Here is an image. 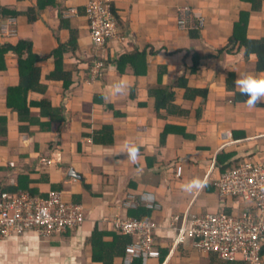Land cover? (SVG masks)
<instances>
[{"label":"crops","instance_id":"0c3cea01","mask_svg":"<svg viewBox=\"0 0 264 264\" xmlns=\"http://www.w3.org/2000/svg\"><path fill=\"white\" fill-rule=\"evenodd\" d=\"M86 3L0 0V51L20 47L23 42L31 44L33 53L43 59L39 67L41 82L48 88L46 97L61 117L48 131L33 125L32 134L20 133L18 115L7 105L8 90L19 82L18 60L12 51L3 53L0 117L7 120L8 142L0 147V184L15 189L22 177L37 196L62 191L66 201L77 202L84 212L82 225L66 235L46 239L28 232L4 239L0 264H101L91 260L93 231L107 232L103 241L111 242L112 220L126 213L121 201L128 192L142 191L152 192L162 206L160 212L149 216L157 225L160 256L147 264H242L239 258L220 261L188 243L175 246L168 216L215 212L221 202L213 180L243 161L264 162V99L250 109L246 104H234L233 93L228 95L225 87L228 76H233L232 85L239 92L235 84L239 76L264 75L255 72V56L245 57L237 45L228 47L242 13L249 14L246 37L264 40V0L257 13L245 0H110L118 35L126 40H112L99 53L104 70L94 83L85 79V63L93 57ZM184 7L200 16V26L192 16L186 31L178 28ZM29 8L35 12L28 17L22 12ZM73 34L76 48L62 54V66L71 73L72 85L63 93L61 82L49 83L46 78L56 69V53L71 42ZM133 55L140 57L130 59ZM123 56L129 59L125 60V72L119 73L116 61ZM134 64L144 76H134ZM160 68L165 70L162 85L184 77L188 86L207 90L206 100L180 102L181 93L177 92L174 105L181 107L179 111L156 114L147 88L155 83ZM120 81L127 87L115 92L114 85ZM41 99L31 94L28 102ZM195 111L200 112L198 118ZM31 113L39 117L40 111L34 108ZM104 126H109L113 142L94 145L91 135ZM166 128L170 131L162 143L160 135ZM125 143L139 146L137 162L120 153ZM221 154L228 155L223 164L217 162ZM41 157L51 164H40ZM227 164L231 166L225 167ZM178 167L180 176L176 175ZM195 178L206 179V185L185 191L182 186ZM222 205L228 213L235 211L230 199ZM120 262L116 257L111 264Z\"/></svg>","mask_w":264,"mask_h":264},{"label":"built area","instance_id":"2783aa9c","mask_svg":"<svg viewBox=\"0 0 264 264\" xmlns=\"http://www.w3.org/2000/svg\"><path fill=\"white\" fill-rule=\"evenodd\" d=\"M89 39L94 50L105 47L108 40H117L114 17L108 0H87L85 6ZM195 18L200 26V16L188 8L180 9L177 26L188 29V19ZM14 32L11 33V36ZM99 65L89 70L88 83L98 78ZM40 164L50 165L46 157ZM39 168V167H36ZM178 167L176 175L180 176ZM221 207L215 212L168 216L169 228L174 233V245L188 243L201 253L213 254L224 262L237 258L242 264H264L261 256L264 244V162L243 161L221 172L212 182ZM227 199L231 200L233 213L224 211ZM126 212L115 217L111 229L131 238L125 246L120 264H147L160 255L155 233L157 225L150 218H131L129 210L142 208L151 213L160 212L161 204L149 191L128 192L121 201ZM84 221L81 205L66 201L62 191L50 190L45 197L29 191L8 192L0 189V242L28 232L51 239L76 231Z\"/></svg>","mask_w":264,"mask_h":264},{"label":"trees","instance_id":"16d2710c","mask_svg":"<svg viewBox=\"0 0 264 264\" xmlns=\"http://www.w3.org/2000/svg\"><path fill=\"white\" fill-rule=\"evenodd\" d=\"M247 3L249 2L251 5V10L253 13H257L261 9L262 0H245ZM108 5L111 9L110 0H108ZM40 7V2L37 4ZM188 8V7H184ZM190 9V8H188ZM35 12V8H29L25 12H22L26 16H31V14ZM113 15V12H112ZM114 17V15H113ZM86 18V14H85ZM249 19V14L240 15L238 22L234 25L232 37L228 40L229 46L234 47L237 45L239 48H242L243 54L245 57L255 56L256 57V65H255V72L256 73H263L264 72V40H251L246 37L248 33L247 22ZM34 22V21H33ZM87 22V21H86ZM114 24L116 29V38L117 42L122 43L125 42V37L118 35V29L116 20L114 17ZM88 26V22H87ZM186 31V30H185ZM89 36V33H88ZM74 34L71 36L70 43L67 44L65 47H60V51L56 53L57 61H56V69L53 73L47 76L46 80L50 82H61L64 88V92L69 90L72 85V75L71 73H67L64 71L62 66V54L66 53L71 49L73 51L76 47L74 44L75 38ZM90 40V39H89ZM112 40H108L106 42L109 43ZM105 44V47H106ZM103 47L100 50H94L91 47L93 57L89 60L91 61L89 64L88 62L85 63L87 65V73L86 78L89 77V70L94 64L99 65L98 70V78H101L102 71L104 70V61L102 60L101 56H98L100 52H103L105 49ZM33 48L31 47L30 43L23 42L20 47H7V49L0 51V72L5 71L4 67V60H3V53L7 52V50L12 51L13 54L17 56L18 60V75H19V82L18 85L15 87H11L7 93V105L8 107L18 115V120L20 123L19 131L20 133L24 134H32V127L33 125L39 126L41 131H48L50 129L51 124L53 121H60V112L59 109L53 107V104L48 98L46 97L47 86L41 82V70L40 64L42 63L43 59H40L33 53ZM132 58H138L140 55ZM129 59L128 56L119 57L116 61V68L119 73H124V66L125 60ZM136 60V59H135ZM145 61V60H144ZM198 58L194 62V67L198 65ZM146 65V63H145ZM132 70L139 72L140 66L133 65ZM134 72V76H144L143 74ZM193 72V70H192ZM140 74V75H139ZM165 74V70L158 71L157 79L155 81V85L148 86V96L154 102V110L156 114H159L160 111L168 112L169 114L172 111H179L181 107L179 105H174L177 92L181 93V98L179 99L180 102L186 103H194L197 101H205L207 98V90L196 89L194 87H190L187 84V81L184 77L178 78L175 82L169 85H162V77ZM97 78V79H98ZM96 79V81H97ZM234 82L233 76H228L225 80V87L226 92L228 95L232 94V101L234 104L242 103L245 104L247 99L249 98L247 94H243L235 90L234 86L232 85ZM31 94L40 95L42 97L41 100L38 102L30 101L28 102V98ZM39 109V117H33L31 113L32 109ZM183 113V111H182ZM187 114V113H184ZM195 116L198 118L200 116L199 111H195ZM42 119L49 120L48 123H41ZM109 126L101 127L99 130L94 131L91 135V140L94 145L97 146H105L109 145L113 142L111 139V131L109 130ZM178 131L180 129H177ZM170 129L166 128L160 135V142H164L166 135L169 133ZM183 137H186L184 133H182ZM8 142V130H7V120L5 118L0 117V147L6 146ZM228 158V155L221 154L217 156V162L219 164H223L224 160ZM231 166V164H227L225 167ZM223 170V169H222ZM221 170V171H222ZM223 172V171H222ZM19 187L15 189L11 188H4L0 184V189H3L8 192H17L18 189L29 191L32 195H35V190L28 189L27 185H25V179L22 180V177H19ZM77 203V202H75ZM150 211L144 210L142 208H138L136 210H129L127 212V216L131 218H149ZM228 213V211H226ZM67 232L66 234H68ZM65 234V235H66ZM103 234H108L107 232H99L94 230L91 236V260L95 263L101 264H111L114 258H122L124 256V248L126 245L131 243V238L129 236L121 235L120 233L112 231V241L105 242L103 241ZM264 257V246L262 247L261 251ZM134 264H140L139 260H136Z\"/></svg>","mask_w":264,"mask_h":264},{"label":"clouds","instance_id":"9594fccd","mask_svg":"<svg viewBox=\"0 0 264 264\" xmlns=\"http://www.w3.org/2000/svg\"><path fill=\"white\" fill-rule=\"evenodd\" d=\"M235 84L239 92L248 95L249 98L247 99L245 104L250 109L256 107L258 102L264 99V75L257 76L251 73H247L239 76L238 79L235 81ZM126 87H127V83L125 81H120L114 85V90L115 92H122ZM120 153H125L127 155V159L135 163L139 159V154H140L139 146L133 143H125ZM206 183H207L206 179L202 181L199 178H195L189 183L183 185L182 187L184 188L185 191L191 192L193 189H202L206 185ZM261 256L263 257L262 253Z\"/></svg>","mask_w":264,"mask_h":264}]
</instances>
